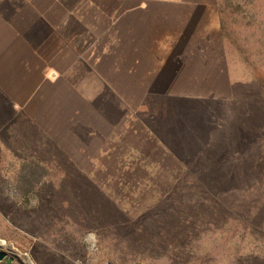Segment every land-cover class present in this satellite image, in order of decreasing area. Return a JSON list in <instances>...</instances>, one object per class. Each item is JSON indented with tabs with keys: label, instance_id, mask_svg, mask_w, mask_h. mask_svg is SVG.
Returning a JSON list of instances; mask_svg holds the SVG:
<instances>
[{
	"label": "rangeland",
	"instance_id": "374dc122",
	"mask_svg": "<svg viewBox=\"0 0 264 264\" xmlns=\"http://www.w3.org/2000/svg\"><path fill=\"white\" fill-rule=\"evenodd\" d=\"M217 13L228 73L198 90L208 99L151 102L184 125V147L165 133L173 155L138 138L116 164L64 150L0 164L3 249L24 264H264V0H217Z\"/></svg>",
	"mask_w": 264,
	"mask_h": 264
},
{
	"label": "crops",
	"instance_id": "0c3cea01",
	"mask_svg": "<svg viewBox=\"0 0 264 264\" xmlns=\"http://www.w3.org/2000/svg\"><path fill=\"white\" fill-rule=\"evenodd\" d=\"M218 38L217 0H0V164H116L138 138L173 155L184 125L151 102L208 99Z\"/></svg>",
	"mask_w": 264,
	"mask_h": 264
},
{
	"label": "water",
	"instance_id": "95a60500",
	"mask_svg": "<svg viewBox=\"0 0 264 264\" xmlns=\"http://www.w3.org/2000/svg\"><path fill=\"white\" fill-rule=\"evenodd\" d=\"M0 249V264H18V262L24 264L23 261H20V257L13 252V248L3 249L0 246Z\"/></svg>",
	"mask_w": 264,
	"mask_h": 264
},
{
	"label": "trees",
	"instance_id": "16d2710c",
	"mask_svg": "<svg viewBox=\"0 0 264 264\" xmlns=\"http://www.w3.org/2000/svg\"><path fill=\"white\" fill-rule=\"evenodd\" d=\"M221 31H222V36L225 37V36H226V29L222 27V28H221ZM224 62H226L225 57H224ZM225 72H226V74L228 73L227 68L225 69ZM226 82L229 84L228 81H226Z\"/></svg>",
	"mask_w": 264,
	"mask_h": 264
},
{
	"label": "bare ground",
	"instance_id": "6f19581e",
	"mask_svg": "<svg viewBox=\"0 0 264 264\" xmlns=\"http://www.w3.org/2000/svg\"><path fill=\"white\" fill-rule=\"evenodd\" d=\"M4 245H5V242L4 241H0V246L1 247H4ZM25 263V262H24Z\"/></svg>",
	"mask_w": 264,
	"mask_h": 264
}]
</instances>
